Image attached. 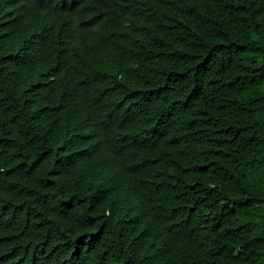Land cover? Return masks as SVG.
Returning <instances> with one entry per match:
<instances>
[{"label":"trees","instance_id":"trees-1","mask_svg":"<svg viewBox=\"0 0 264 264\" xmlns=\"http://www.w3.org/2000/svg\"><path fill=\"white\" fill-rule=\"evenodd\" d=\"M0 264H264V0H0Z\"/></svg>","mask_w":264,"mask_h":264}]
</instances>
